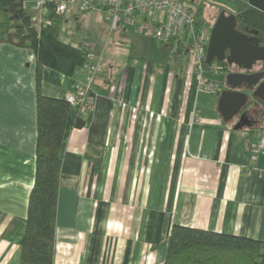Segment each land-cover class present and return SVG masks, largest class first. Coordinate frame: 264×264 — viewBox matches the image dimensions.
I'll return each mask as SVG.
<instances>
[{"label":"crops","instance_id":"crops-1","mask_svg":"<svg viewBox=\"0 0 264 264\" xmlns=\"http://www.w3.org/2000/svg\"><path fill=\"white\" fill-rule=\"evenodd\" d=\"M53 1L24 2L38 11L30 48L0 44V264L21 260L37 71L41 94L65 99L96 67L94 107L80 128L71 107L63 135L53 264H163L173 225L264 241V121L224 122L192 55L150 41L161 21L110 31L104 0L62 15Z\"/></svg>","mask_w":264,"mask_h":264},{"label":"trees","instance_id":"trees-1","mask_svg":"<svg viewBox=\"0 0 264 264\" xmlns=\"http://www.w3.org/2000/svg\"><path fill=\"white\" fill-rule=\"evenodd\" d=\"M25 1L28 0H0V44L30 48L37 37L38 11L26 8ZM180 1L194 11L200 23L205 22L200 3L194 7L189 5L192 1L189 4L186 0ZM219 3L216 18L221 11H225L234 15L237 29L247 28L264 33L263 12L252 8L245 0H223ZM176 41L177 38H173L167 43L175 45ZM175 55L178 56L177 49ZM203 66L207 68L208 64L204 61ZM40 79L41 74L37 71L35 175L21 236L20 264H53L60 150L71 108L65 99L42 95ZM83 125L84 121L77 117L74 126L80 128ZM163 264H264V241L173 225Z\"/></svg>","mask_w":264,"mask_h":264},{"label":"built area","instance_id":"built-area-1","mask_svg":"<svg viewBox=\"0 0 264 264\" xmlns=\"http://www.w3.org/2000/svg\"><path fill=\"white\" fill-rule=\"evenodd\" d=\"M73 1L76 0H54L55 13L58 15L68 13ZM79 1L82 10L92 8L90 0ZM100 11L104 21L109 24L110 31L121 27L132 28L141 19L161 21V28L154 33V38L160 43L177 38L176 49L180 56L183 57L184 52L188 51L197 65L193 77L196 89L212 95L219 94L224 79L220 65L213 61L207 68L203 66L210 28L197 20L194 11L188 5L180 0H104ZM95 72L96 67L89 68L86 86H79L76 93L67 94L65 97L69 105L77 110V117L80 119L94 107L95 100L90 88ZM122 104L119 100L112 101L113 107H121ZM196 105L197 103L192 106V119L197 117ZM256 152L264 155V149H257Z\"/></svg>","mask_w":264,"mask_h":264},{"label":"water","instance_id":"water-1","mask_svg":"<svg viewBox=\"0 0 264 264\" xmlns=\"http://www.w3.org/2000/svg\"><path fill=\"white\" fill-rule=\"evenodd\" d=\"M252 8L264 13V0H245ZM235 17L221 11L210 29L207 42L205 62L210 65L213 61H225L228 65L241 66L245 64L250 69L251 64L260 61L263 69L259 73L237 74L227 73L224 76L225 89L219 94L218 111L224 122L231 121L245 106L246 112L253 110L254 100H259L264 104V48H259L256 44L251 45V39L235 29ZM260 49L261 55L256 52ZM228 55H225V51ZM242 85L250 93L237 90ZM238 124L235 129L238 128Z\"/></svg>","mask_w":264,"mask_h":264},{"label":"flooded vegetation","instance_id":"flooded-vegetation-1","mask_svg":"<svg viewBox=\"0 0 264 264\" xmlns=\"http://www.w3.org/2000/svg\"><path fill=\"white\" fill-rule=\"evenodd\" d=\"M226 14H229L228 12H225ZM235 29L237 32L246 35L248 38H250L252 41L250 42L251 45H258L259 48H264V33L257 31V30H251L247 28L243 29H237V26H235ZM257 55H261L260 49L256 52ZM225 55H228V51H225ZM223 65L220 66L221 73L224 74V76L231 72V73H237V74H250V73H259L263 69V64L260 61H255L251 64L250 69H247L245 64H242L241 66L232 64L228 65L225 61H222ZM224 80V79H223ZM264 81V77L262 79ZM224 81L221 84V88L219 93L225 89ZM237 90L250 93L248 89H246L245 85H242ZM253 110L251 111L250 115L248 112H246L248 106H245L237 115L233 117L231 121H234V124H256L264 121V104L259 100H254L253 104Z\"/></svg>","mask_w":264,"mask_h":264},{"label":"rangeland","instance_id":"rangeland-1","mask_svg":"<svg viewBox=\"0 0 264 264\" xmlns=\"http://www.w3.org/2000/svg\"><path fill=\"white\" fill-rule=\"evenodd\" d=\"M191 1H192V4H189L188 2H191ZM219 1H223V0H186V3L189 5H193L194 7H196L200 3L199 4L200 7L204 10V12H203L204 15H202V17L205 20L204 24L210 28V24L213 25L215 20H216V17H215L216 16V10L220 7ZM204 3H205V5H204ZM93 9H95V8H93ZM206 14H207V16H206ZM214 17H215V19L213 20L212 18H214ZM150 41L153 42V45H155V47H157V48L161 47V44L164 45L165 49H169L170 54L174 53V51H175L174 45L171 46V45H167L165 43H160L159 41H157L154 38H151ZM149 53H151V52L149 51ZM154 53H156V51H154ZM149 55L151 57V54H149Z\"/></svg>","mask_w":264,"mask_h":264}]
</instances>
